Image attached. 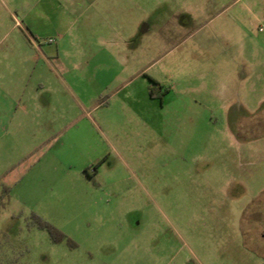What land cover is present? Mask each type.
Returning a JSON list of instances; mask_svg holds the SVG:
<instances>
[{"label":"rangeland","instance_id":"1","mask_svg":"<svg viewBox=\"0 0 264 264\" xmlns=\"http://www.w3.org/2000/svg\"><path fill=\"white\" fill-rule=\"evenodd\" d=\"M263 233L264 0H0V264H264Z\"/></svg>","mask_w":264,"mask_h":264},{"label":"crops","instance_id":"2","mask_svg":"<svg viewBox=\"0 0 264 264\" xmlns=\"http://www.w3.org/2000/svg\"><path fill=\"white\" fill-rule=\"evenodd\" d=\"M75 76V75H74ZM76 79V77H73V79ZM74 79V81H76ZM81 79H83V78H81ZM59 81V80H58ZM69 81H72V78L69 80ZM62 84L63 85H66V83L64 82V81H62ZM73 84V83H72ZM71 84V85H72ZM74 85V84H73ZM38 86H39V88L42 90V89H44V85L42 84V83H38ZM66 87V86H65ZM47 89L49 90L50 89V91L52 90L51 89V87L50 86H48L47 87ZM70 89V88H69ZM71 99H73L74 100V104H73V106L74 107H78L81 111H82V109L84 108V105L83 104H87V101L85 100V98L83 99V100H80L79 98H78V95L76 94V93H72L71 94ZM38 99L37 98H35V96L34 97H31V98H29L28 99V101L30 102V104H33L34 105V107L36 108V110H40L41 109V106H40V104H39V102L37 101ZM29 104V103H28ZM29 104V105H30ZM44 106H50V104H51V101H50V99L48 98V99H44V102L42 103ZM83 107V108H82ZM23 109V113L26 115V116H29V110L27 109V107H25V109H24V107L22 108ZM30 112L32 113V110H30ZM23 114V115H24Z\"/></svg>","mask_w":264,"mask_h":264},{"label":"trees","instance_id":"3","mask_svg":"<svg viewBox=\"0 0 264 264\" xmlns=\"http://www.w3.org/2000/svg\"><path fill=\"white\" fill-rule=\"evenodd\" d=\"M148 95H149V97H151V98H154V97H155V89H154L153 87L149 89V91H148ZM39 226H40L41 228L47 229V230L50 232V234L55 235L56 237H53V240H54L55 242H60V241H62L63 239H65V236H64L62 233H60L58 230H56L55 228H53V227L50 226L49 224H47V223H43V222H40Z\"/></svg>","mask_w":264,"mask_h":264},{"label":"flooded vegetation","instance_id":"4","mask_svg":"<svg viewBox=\"0 0 264 264\" xmlns=\"http://www.w3.org/2000/svg\"><path fill=\"white\" fill-rule=\"evenodd\" d=\"M263 234H264V233H263ZM263 234H262V238L264 239Z\"/></svg>","mask_w":264,"mask_h":264},{"label":"water","instance_id":"5","mask_svg":"<svg viewBox=\"0 0 264 264\" xmlns=\"http://www.w3.org/2000/svg\"><path fill=\"white\" fill-rule=\"evenodd\" d=\"M263 237H264V234H263Z\"/></svg>","mask_w":264,"mask_h":264}]
</instances>
